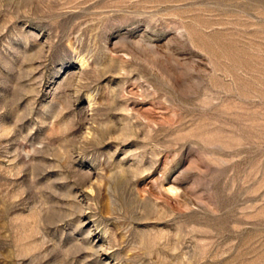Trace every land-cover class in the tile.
<instances>
[{
    "label": "rangeland",
    "instance_id": "1",
    "mask_svg": "<svg viewBox=\"0 0 264 264\" xmlns=\"http://www.w3.org/2000/svg\"><path fill=\"white\" fill-rule=\"evenodd\" d=\"M0 264H264V0H0Z\"/></svg>",
    "mask_w": 264,
    "mask_h": 264
}]
</instances>
